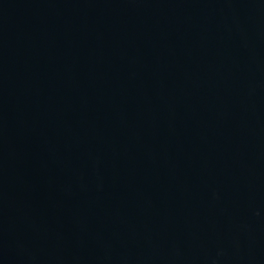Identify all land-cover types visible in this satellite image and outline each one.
<instances>
[{
  "label": "water",
  "instance_id": "water-1",
  "mask_svg": "<svg viewBox=\"0 0 264 264\" xmlns=\"http://www.w3.org/2000/svg\"><path fill=\"white\" fill-rule=\"evenodd\" d=\"M0 264H264V0H0Z\"/></svg>",
  "mask_w": 264,
  "mask_h": 264
}]
</instances>
